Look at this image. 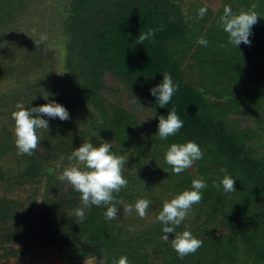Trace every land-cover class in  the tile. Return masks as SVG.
<instances>
[{
    "label": "rangeland",
    "instance_id": "374dc122",
    "mask_svg": "<svg viewBox=\"0 0 264 264\" xmlns=\"http://www.w3.org/2000/svg\"><path fill=\"white\" fill-rule=\"evenodd\" d=\"M143 2L145 0H15L11 15L0 14V91L19 88L22 93L12 92L8 99H0V147L4 137L10 138L9 148L0 151V209H5L9 204L6 202L14 199L27 208L26 213L30 217H34L33 223L16 235L17 238L8 235L5 230L0 232V264L104 263L106 255L104 248L94 249L84 244L86 238L82 230L79 234L75 233L81 237L77 239L76 244L63 245L62 240H68V235L74 233L70 228L65 229L69 222L64 218L68 215L74 216L75 210L82 208L83 205L80 193L68 182L60 181L57 177L64 167L76 163L70 162L67 158L75 148L88 142L78 139L83 138V135L85 139L94 136L100 144L111 142L110 151L118 155L113 149L116 141L103 136L106 129L107 105L118 107L117 110L120 112L128 111L129 115L136 119L132 130V149L121 154L128 157L123 168V177L128 183L119 193H114L116 201L119 202L116 203L118 215L111 221L118 235L129 243L143 241L146 244L143 246L151 245L149 239L152 235L158 236L155 238L156 241L163 240L164 233L161 231L163 225L157 220V216L162 210L164 201L174 198L183 190L182 187L179 189L181 180L178 177L172 179V176L177 174L172 175L170 165L159 161L152 154L154 132L148 126L153 119L156 120L152 108L143 95L127 91L109 74L104 77L99 90L104 99L96 94L87 96L81 88L82 85L76 86L75 83V77L81 71V66L75 61L80 58L83 60L85 47L97 33L95 27L99 25L101 19L117 20L127 14V11L130 13L137 11L135 7H139ZM176 2L183 11V20L189 21L188 29L194 26L193 17L197 14V4L210 7L214 13L223 11L226 4H229L233 13L245 9L243 0L238 5L225 4L224 0H176ZM184 32H186L184 40L192 42L194 47L200 35L192 37L191 32H187L186 29ZM42 35L46 39L35 45ZM261 35H264V14L259 18L255 34L249 37L251 43L246 45L245 51L254 53L251 47L257 48L259 42L261 41L260 44L263 42ZM257 54L258 52L248 55V60L258 58ZM254 63H248V67L256 77L255 85L259 89L264 86V54ZM180 69L184 70L187 80L190 79L192 82L196 77V67L184 62ZM39 78L44 83L52 82L56 92H59L57 98L59 101H54L67 109L70 118L61 121L58 118L49 119L41 115V118L48 120L49 128L37 130L40 145L31 156L21 155L18 154L14 143V121L11 113L16 110L17 103L23 104L25 108L29 107V93L36 79ZM247 93L250 95V92ZM247 93L245 95L242 90L231 92L229 103L233 105L237 103V106L233 107H237L240 111L237 114L239 125H252L260 123V120L264 125V104H259ZM224 100L220 101L224 102ZM60 139L68 140L71 144L68 155H63V161L60 159L59 146L62 143ZM188 141H190L189 137H185V142L179 143ZM92 144L94 147L100 145L97 142ZM253 144L256 148L255 153L264 155V135L258 132ZM50 146L51 149L48 150ZM201 151L203 154L206 152L204 149ZM219 164L218 158L213 161L209 157L198 160L187 170L188 177L191 182L195 176L205 181L207 171L216 168ZM221 166L225 170L224 174L230 176V169L228 170L224 163H221ZM168 170L171 172L169 177ZM247 185L245 183L234 185L236 191L230 193L224 192L223 188L202 189L201 202L192 206L186 219L175 227V233L168 234L169 241L165 243L163 240L161 244L163 246L159 248L160 252L155 255L148 254L147 259L151 261L150 264H209L202 256L196 258L197 254L187 255L183 259L178 257L171 246V240L176 233L184 230H190L198 239L204 236L207 239L205 243L216 249L214 252L223 253L227 260L240 264L239 255L243 248L241 249V239L236 234L241 226H238L239 221L236 220L235 213L231 212V201L240 200L243 204L242 209L247 211L255 200L254 193L248 191ZM142 198L150 201L143 219L134 209L131 213L124 211L125 206H134L135 202ZM106 209L103 210L104 214ZM39 210H44L42 219L35 216ZM88 210L89 207L84 208L85 219ZM74 220L80 225L84 222L85 225L88 224L86 220L81 221L76 216ZM58 227L61 228L63 235L56 238H59L58 243L49 244L47 235L50 232L52 237L57 235L60 232ZM41 232L45 236L39 239L37 234ZM226 235H231L232 240H228ZM140 250L143 253L147 252V248L141 247ZM148 252H151L149 248ZM144 256L145 254H141V257Z\"/></svg>",
    "mask_w": 264,
    "mask_h": 264
},
{
    "label": "trees",
    "instance_id": "16d2710c",
    "mask_svg": "<svg viewBox=\"0 0 264 264\" xmlns=\"http://www.w3.org/2000/svg\"><path fill=\"white\" fill-rule=\"evenodd\" d=\"M240 2L241 0H224L225 4L238 5ZM243 3L245 11L250 10L253 4L257 6L255 11L259 17L251 29L253 35L256 32L259 18L264 14V0H243ZM14 5L15 0H0V14L11 15ZM226 5L229 6V4ZM201 7H206L207 13L203 19H198L197 14L193 17L192 29H188L189 21L183 20V11L176 0H145L139 7H135L137 11L132 13L127 11V14L125 13L117 20L104 21L101 19L99 25L95 27L97 33L85 47L83 60L80 58L75 61L81 66V71L75 77V83L76 86L82 85L81 88L87 96L92 94L98 96L101 95L99 90L104 77L109 74L127 91L143 95L154 112L153 117L158 120L153 119L148 126L154 132L152 154L159 161L165 162L164 156L171 144L185 142V137H189L190 141L206 151L200 160L208 159V157L212 161L219 159L220 164L216 168H210V171L206 173L204 182L207 187L220 188V190L223 188L221 180L226 173L221 171V163H224L228 170L230 169V177L235 179L234 185L248 184V191L251 190L254 193L255 200L247 211L242 209L243 204L240 200L231 201V212L235 213L236 220L239 221L238 226H241L236 234L239 235L240 246L241 249L243 248L240 250L239 260L240 264H264V155L255 153L256 148L253 146L258 132L264 135V125L261 124V120L260 123L252 125H239L240 120L237 114L240 111L237 107H233L237 106V103L235 105L229 103L231 92L242 90L245 95L250 92V95L247 94L254 97L259 104H264V86L257 89L256 77L248 67V63L255 64V60L264 54V35H261L263 42L260 44V41L257 48L251 47L254 53L245 51L246 45L243 43L235 47L229 43L228 34L218 23L223 11L214 13L210 7L197 4L196 12ZM209 21L210 24L207 26ZM184 24L187 27L184 28ZM204 27L206 28L202 31ZM185 29L191 32L192 37L200 35V38H205L208 45L205 47L197 43L193 47L192 42L184 40ZM149 30H155L154 36L144 41L143 44L137 43L139 34L147 33ZM74 44L76 45L77 42ZM256 52H258V58L248 60V55L256 54ZM184 62L197 68L196 77L192 82L186 79L183 68L180 69ZM165 73L172 76L177 90L170 103L165 108H160L157 98L150 94V89L162 82ZM12 89L0 91V99H8L12 92L22 94L19 88ZM58 97L59 92H56L52 82L44 83L40 78L36 79L29 93V107L57 100ZM101 97L103 98L102 95ZM225 98L227 99L224 100ZM107 106L106 129L104 128L103 136L113 138L116 141L114 151L118 155H123L132 149V130L136 119L132 118L128 111L120 112L117 110L118 107ZM172 107H175L178 116L182 119L183 127L175 136L173 135L174 137L160 139L157 135L159 116L166 117L168 110ZM94 138V136H89L85 139L83 135V138L78 139L100 144ZM1 141L0 151L7 150L10 146V138L4 137ZM69 146L71 144L68 140L60 143L61 156L68 155ZM48 148L50 150L51 146ZM170 174L168 170V177ZM176 177L181 180L179 189L182 187L183 191L185 188H187L185 190H191L192 182L187 170L179 176H172V179ZM213 182L220 187H214ZM6 204L5 209H0V232L5 230L11 237L17 238L16 235L33 223L34 217H30L26 213L27 208L14 199L7 201ZM106 208L107 206L104 205L90 206L86 219L84 218L88 222L87 225L85 222L80 225L74 220L75 215L65 217L64 219H68L69 222L65 229L70 228L74 230V233L68 235V240H62L63 245L76 244L77 239L81 238L78 237L79 231L82 230L86 238L84 244L94 249L104 248L106 255L103 264L114 263L121 256H126L129 264H150L151 261L147 259L148 254H158L159 248L163 246L161 245L163 240L156 241L155 238L158 236L152 235L149 239L151 245L143 246L146 245L143 241L142 243H137V241L129 243L118 235L112 221L105 219L103 210ZM43 215L44 210L35 213L39 219H42ZM58 229L60 232L57 235L52 237L51 232L47 235L49 244L59 242V238H56L63 233L60 227ZM37 236L42 239L45 234L41 232ZM226 237L232 240L231 235H226ZM200 240L203 241V246L194 253L197 254L196 258L202 256L209 264H234L233 260H227L223 253L214 252L216 249L205 243L207 239L204 236ZM141 247L147 248V252L143 253L140 250ZM148 248L151 252H148ZM141 254L145 256L141 257Z\"/></svg>",
    "mask_w": 264,
    "mask_h": 264
},
{
    "label": "clouds",
    "instance_id": "9594fccd",
    "mask_svg": "<svg viewBox=\"0 0 264 264\" xmlns=\"http://www.w3.org/2000/svg\"><path fill=\"white\" fill-rule=\"evenodd\" d=\"M257 6L251 5V9L233 13L230 6H225L223 14L219 17L218 23L222 26L225 33L228 34L229 43L237 47L243 43L249 45L251 29L257 23L258 14L255 11ZM207 13L206 7H201L197 12V18L203 19ZM155 30H149L147 33L139 34L138 42L143 44L154 36ZM46 39L43 35L40 41ZM198 43L207 46L208 41L200 38ZM223 46V45H222ZM177 86L173 84L172 76L168 73L163 75L160 84L150 89V94L157 98V104L160 108H165L173 97ZM47 100V98H46ZM16 110L11 113L14 121V143L18 149V154L31 156L40 145V138L37 130H48V120L41 118V115L47 116L49 119L58 118L61 121L68 120L69 113L61 104L49 101L45 104L25 108L23 104L17 103ZM183 127V121L178 116L175 107L168 110L167 116H159L157 134L160 139H167L169 136L175 135ZM111 142H103L99 146L94 147L92 142L82 143L75 148L67 158L70 163L64 167L62 173L57 177L60 181L68 182L75 191L80 193L82 208L75 210L74 215L81 221L85 218L84 208L90 206H107L105 212L106 220H114L118 215V208L114 193H119L122 188L127 187V180L123 177V168L127 163V158L122 155L113 154L110 149ZM203 158V153L193 141L186 143H173L165 153L164 160L171 166L174 174L179 175L195 164L196 161ZM61 161L64 157H60ZM82 166V167H80ZM224 172V169H221ZM234 180L228 175H224L221 184L224 192L230 193L235 190ZM214 187H220L213 182ZM207 185L204 180L195 176L192 179L191 190H184L177 194L174 198L164 201L162 210L157 216V220L163 225L162 231L164 235L162 239L165 243L169 241L168 234L175 233V227L179 226L187 217L189 211L194 204H199L202 200L201 190ZM150 201L147 199H138L134 206L127 205L124 211L131 213L133 209L140 218H144L147 214ZM172 225V226H169ZM171 246L180 259L185 256L194 254L203 246V241L194 237L190 230H184L176 233L171 240ZM114 264H129L126 256H121Z\"/></svg>",
    "mask_w": 264,
    "mask_h": 264
}]
</instances>
